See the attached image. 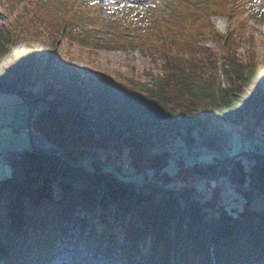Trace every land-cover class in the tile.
<instances>
[{
    "label": "trees",
    "instance_id": "trees-1",
    "mask_svg": "<svg viewBox=\"0 0 264 264\" xmlns=\"http://www.w3.org/2000/svg\"><path fill=\"white\" fill-rule=\"evenodd\" d=\"M21 1L1 0L3 11L13 19L0 9V90L46 102L49 108L36 117L34 128L77 164L33 147L3 155L12 174L0 178V264H44L54 251L57 231L61 239L82 230L93 241L111 242L116 234L125 233L128 242L120 249L132 262L144 257L150 264H264V157L253 148L259 147V134L264 132V83L255 34L241 29L247 23L240 17L244 11L259 20L264 8H255L252 0H225L231 2L228 31L217 34L206 28L195 35L193 20L183 8L180 24L189 26L190 35L175 31L170 39L164 36L175 28L171 16L167 13L157 21L154 16L157 25L138 30L143 34L141 45L153 62L158 60V70L144 71L151 82L123 75L126 102L102 112L77 79L70 82L71 91L55 85L53 94L41 95L18 81L24 76L27 85H33L38 77L32 70L40 69L33 56L28 60L15 54L20 34L44 27L54 37L62 33L78 39L74 32H66L76 13L74 0H65L66 12L60 18L41 1L40 6L33 5L43 14L29 10L14 17ZM100 25L95 24V32ZM89 31L81 34L91 42L99 40ZM204 35L218 40L223 52L198 43ZM243 41H248L247 53L238 55L234 44ZM221 72L229 79L226 88L219 82ZM77 75L82 78L80 72ZM226 98L235 100L232 117L241 128L240 136L249 137L248 154L235 160L223 154L225 139L218 133L222 120L212 111L213 102ZM140 105L167 119L178 112L188 129L169 135L170 142L181 149L187 144L190 152L193 145L210 149L211 159L186 165L183 155L178 171L171 173V152L154 151L162 138L151 135L149 122L136 123ZM196 119L200 138L193 128ZM116 155L119 159L114 161ZM122 165L124 172L140 174L125 176ZM198 175L216 181L211 196L198 187ZM229 188L242 198V205L226 200L224 189ZM257 197L262 199L259 208L252 206ZM91 219L103 230L95 237L88 227Z\"/></svg>",
    "mask_w": 264,
    "mask_h": 264
},
{
    "label": "rangeland",
    "instance_id": "rangeland-1",
    "mask_svg": "<svg viewBox=\"0 0 264 264\" xmlns=\"http://www.w3.org/2000/svg\"><path fill=\"white\" fill-rule=\"evenodd\" d=\"M40 1L43 2L45 7L47 6L46 8L53 9L54 14L59 18L66 12L63 6L65 5V0H22L15 10L14 17L18 16V14H25L29 12V10H32L36 15L43 14L40 8H34L35 5L40 6ZM74 1L76 2V13H73V16H71L73 21L70 25H67L66 32L67 34L74 32L77 34L78 39H76V37L70 39L64 38L62 33L54 37L45 31L44 27H42L41 32H34L32 34L23 33L18 36L14 45L15 54L17 56L22 54L26 56L28 60L33 56L36 65L40 68L39 70H32L33 75L38 77V80L33 85H27L24 76L20 77L18 81L22 85L30 88L34 94L41 95L43 92L53 94L56 91L55 85L71 91L70 82L77 79L87 87L90 93V100L102 112H104L107 107H116L126 102V89L121 81L123 75H139L143 80L151 82L147 75L149 72L145 73L144 71L156 72L158 70V60L156 59V62H153L149 50L143 48L141 45V43H143V41H141L143 36L141 37V35L143 34H139L140 32L137 31L138 28L143 27L140 26L141 23L146 28L157 25L156 21L150 19L156 14L159 19L165 18V14L168 13L175 23V28L171 26L164 37L170 39V34L175 31L183 36H187L190 35L187 29L189 26L180 24L184 14L182 9L186 8L187 16L190 15L189 17L193 20V23H191L194 24L193 29L195 32L193 35H195L198 30L202 32L206 30V28L213 29L217 34H224L229 29L230 15L228 10L231 2L229 1L227 4L225 0ZM260 1L264 3V0ZM148 4H153L152 7L154 10L152 12L148 10L146 14H141L133 20L134 18H132L131 14L134 15L135 12H145ZM161 4L165 6V10L160 8ZM254 5L257 6L258 3H254ZM120 8H123L126 16L123 12L118 13ZM126 8L129 9L126 10ZM0 9L8 16V20L13 19V16H9L3 11L1 0ZM145 15L150 17V19ZM66 17L67 15L64 16V18ZM240 17L242 23H247L241 29L247 34H255L254 46L260 64L258 71L264 83V18L258 17L259 20H257L250 16L249 13L244 14V11L241 13ZM195 19H197V23H194ZM96 23L98 25L103 23L97 26V32H95L94 28ZM89 29L93 30L94 35L92 34V36H96L99 40L91 42L81 34L85 31L87 35L90 32ZM198 43L210 49H214L220 52V54L223 52V46L220 45L219 41L211 39L206 35L200 36ZM247 47L248 41H243L241 44H234V50L238 55L246 54ZM79 72L82 78L77 77ZM154 77L157 80H162L159 76ZM219 82L224 88L229 85V79L225 73H220ZM41 105L47 106L44 101H41ZM235 107V100L232 98H226L222 103L215 101L212 106V111L222 120V123L219 124L220 129H218V133L225 139L223 154L233 155V157L249 152V147L247 145L249 143V137L246 135L245 138L241 137V128L239 124L233 122L232 115ZM30 111V103L24 101L20 94L0 91V178L12 174V166L3 160V155L6 152L33 147L32 138L29 133ZM160 114V112L152 109L145 110L142 105H140L138 106V119L136 123L149 122L151 135L153 137L162 138L159 147L154 151L162 148L169 150L172 154L173 150H176L177 147L170 142L169 135L175 136L179 131L185 132L186 129H188V123L186 120H183L178 112L172 113V119L162 118L159 116ZM199 126L200 125L197 124V119L193 120V128L196 127L197 129H195L197 131L196 136L200 138L198 133ZM118 128L120 127L118 126ZM263 147L264 132H261L259 134V147H257V150ZM189 148L187 144H182V149H180V153L182 156L184 155L183 162L186 165H191L196 160L207 161L211 159L213 154V151L210 149L199 148L193 145L190 152ZM178 169L179 162L171 160L168 170L171 173H175ZM196 183L199 188L203 190L206 189V182L204 179H196ZM215 185L216 181L213 182V187ZM224 192L226 200L230 201L232 206H235V202L240 205L243 204L244 201L242 198L233 191L232 188L224 189ZM212 194L213 192L209 196ZM236 197L239 198L234 199ZM261 205L262 199L260 197H257L252 203V206L256 208L261 207ZM88 227L94 230V237L96 234L102 233L103 231L102 226L96 221H93V219H91ZM52 229L54 230V227ZM68 231L67 229V232ZM74 232L78 234V231ZM59 234L60 232L57 231L56 236L52 240L54 251L49 253V260H54L58 255L63 254L62 251L65 249L64 245L67 244L65 241L67 242L68 239L62 236L61 239L64 243L60 246L58 242ZM116 239L117 240L113 238V241L109 243H107L106 239H99V243L103 244V246L109 244L112 249H114L113 247H118V242L121 243L122 235L117 236ZM87 243H90V241ZM117 253V251H111L112 255ZM130 261V259L126 258L124 264H130ZM133 263H145L144 257L137 258Z\"/></svg>",
    "mask_w": 264,
    "mask_h": 264
},
{
    "label": "built area",
    "instance_id": "built-area-1",
    "mask_svg": "<svg viewBox=\"0 0 264 264\" xmlns=\"http://www.w3.org/2000/svg\"><path fill=\"white\" fill-rule=\"evenodd\" d=\"M41 108L46 109L47 106L45 105H40ZM37 116V113H35L31 118H30V124H31V134H32V139H33V144H34V148L36 150H49L50 148H54L55 149V154L59 157H65V153L64 151L61 149L60 146L55 145L53 143H51L41 132L37 131L34 127H33V123L34 120ZM257 154H262V151L260 150H255L254 151ZM173 157L175 161H178L181 157V153L179 150H174L173 151ZM68 162L72 163V160H68ZM206 182V189L205 191L209 194H211L213 192V187L211 186V182L209 178H205L204 179ZM126 236V235H125Z\"/></svg>",
    "mask_w": 264,
    "mask_h": 264
},
{
    "label": "water",
    "instance_id": "water-1",
    "mask_svg": "<svg viewBox=\"0 0 264 264\" xmlns=\"http://www.w3.org/2000/svg\"><path fill=\"white\" fill-rule=\"evenodd\" d=\"M0 91H3V90H0ZM25 100H26L27 102H29L30 105H31V111H30V115H31V116H32L34 113H36V112H38V111L41 110V108H40V104H39V103H35V102H33V101H32L30 98H28V97H26ZM53 150H54V149H51V151H53ZM246 154H248V153H246ZM236 157H237V155L233 157V160H235ZM118 159H119V156L116 155L114 161H116V160H118ZM114 161H112L111 163H109V165L112 164ZM121 169H122V174L125 175V176H128V177H133V176H137L138 174H140V172H133V173H126V172H124V170H123V165L121 166ZM142 173H144V174L146 175V178L149 179V174H148L147 170H143Z\"/></svg>",
    "mask_w": 264,
    "mask_h": 264
},
{
    "label": "bare ground",
    "instance_id": "bare-ground-1",
    "mask_svg": "<svg viewBox=\"0 0 264 264\" xmlns=\"http://www.w3.org/2000/svg\"><path fill=\"white\" fill-rule=\"evenodd\" d=\"M108 164H109V163H108ZM60 259H64V262H62V264H68V263H70V257H66V254L63 255V256H61ZM59 263H60V262H59ZM59 263H57V264H59ZM95 263H97V262H95ZM98 263H99V262H98Z\"/></svg>",
    "mask_w": 264,
    "mask_h": 264
}]
</instances>
